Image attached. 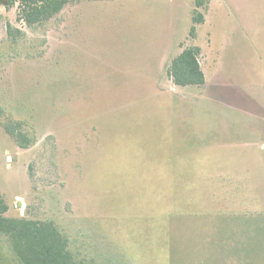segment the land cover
Segmentation results:
<instances>
[{"label":"rangeland","instance_id":"1","mask_svg":"<svg viewBox=\"0 0 264 264\" xmlns=\"http://www.w3.org/2000/svg\"><path fill=\"white\" fill-rule=\"evenodd\" d=\"M12 1L3 217L54 223L70 264H264V0H210L194 37L193 0H78L32 28ZM187 47L212 100L169 75Z\"/></svg>","mask_w":264,"mask_h":264},{"label":"trees","instance_id":"2","mask_svg":"<svg viewBox=\"0 0 264 264\" xmlns=\"http://www.w3.org/2000/svg\"><path fill=\"white\" fill-rule=\"evenodd\" d=\"M77 1L14 0L11 5L18 3V21L32 28L50 21ZM209 1L193 0L191 37L196 35V26L205 22L204 11L207 10ZM14 31L11 25L7 26L9 37L14 35ZM200 52L199 47H187L172 60L169 75L176 86L205 85V76L199 63ZM6 130L14 133L11 126H6ZM15 136L20 147L26 148L31 144L23 134ZM7 210L8 206L0 194V244L4 242L9 245L18 264H70L73 261L67 240L54 223L7 219L3 217Z\"/></svg>","mask_w":264,"mask_h":264},{"label":"crops","instance_id":"3","mask_svg":"<svg viewBox=\"0 0 264 264\" xmlns=\"http://www.w3.org/2000/svg\"><path fill=\"white\" fill-rule=\"evenodd\" d=\"M200 48V47H199ZM200 50H201V48H200ZM200 63V62H199ZM200 66H201V63H200ZM201 70H202V72L204 73V76H205V85L203 86V87H200V88H205L206 90H207V92L208 93H206V95H208L207 96V98L208 99H210V100H212L213 99V96H212V93H211V89H212V86H213V84L215 83V82H217V81H214V76H213V79H211L210 81H209V78L207 77L208 76V74L205 72V70H203L202 69V66H201ZM207 75V76H206ZM190 87V86H189ZM196 87V86H195ZM181 88H185V87H181Z\"/></svg>","mask_w":264,"mask_h":264}]
</instances>
